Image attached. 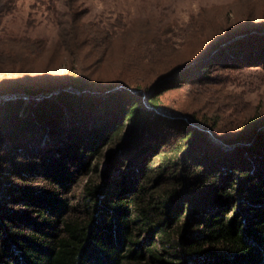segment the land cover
I'll return each mask as SVG.
<instances>
[{"label":"trees","instance_id":"trees-1","mask_svg":"<svg viewBox=\"0 0 264 264\" xmlns=\"http://www.w3.org/2000/svg\"><path fill=\"white\" fill-rule=\"evenodd\" d=\"M20 2L0 0V264H264V123L211 74L264 69V33L220 36L152 84L94 79L77 56L38 78L48 42L6 30ZM82 102L61 126L59 103Z\"/></svg>","mask_w":264,"mask_h":264},{"label":"rangeland","instance_id":"rangeland-1","mask_svg":"<svg viewBox=\"0 0 264 264\" xmlns=\"http://www.w3.org/2000/svg\"><path fill=\"white\" fill-rule=\"evenodd\" d=\"M73 10L80 16L74 17ZM76 24L100 27V33L91 32L87 37L89 46L80 48L74 43L75 36L80 39L84 36L71 33ZM6 30L12 35L27 33L48 42V53L34 70L38 78L46 73L65 72L63 65H73L77 56L79 64H93L91 75L94 79L121 81L122 71L130 75L140 69L148 80L139 82L152 84L158 75L170 73L180 64L194 59L220 36L251 31H254L252 35L264 33V0H51L50 5L47 0H21L19 8L7 19ZM101 33L106 36H100ZM62 46L68 50H60ZM48 62L56 70L46 71ZM211 74L228 80L225 93L229 91L235 102L249 109L250 116H257L264 123L263 68L247 66L230 72L218 69ZM167 94L173 97L166 100L167 105L182 110L192 108L181 105L184 100L188 103L192 99L179 95V91ZM59 106L65 111L61 126L88 115L85 102L76 108L83 109L77 113L69 112L61 103ZM26 112L37 119L36 109L32 106ZM226 123L229 124L228 118ZM51 124L45 122L44 126L51 129ZM40 134L35 136L39 138ZM46 138L50 141L59 139ZM19 159L24 160L22 156ZM11 181L19 183L15 177Z\"/></svg>","mask_w":264,"mask_h":264},{"label":"water","instance_id":"water-1","mask_svg":"<svg viewBox=\"0 0 264 264\" xmlns=\"http://www.w3.org/2000/svg\"><path fill=\"white\" fill-rule=\"evenodd\" d=\"M232 38V37H231ZM231 38H229V39H226V40H230ZM221 45H223V44H217V45H215V48H217V47H219V46H221ZM262 127V126H261ZM261 131V129L259 130V132Z\"/></svg>","mask_w":264,"mask_h":264}]
</instances>
